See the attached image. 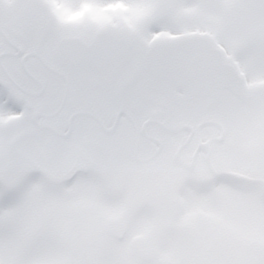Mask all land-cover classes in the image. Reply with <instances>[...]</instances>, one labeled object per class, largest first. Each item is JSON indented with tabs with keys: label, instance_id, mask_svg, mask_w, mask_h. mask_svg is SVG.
I'll use <instances>...</instances> for the list:
<instances>
[{
	"label": "snow or ice",
	"instance_id": "obj_1",
	"mask_svg": "<svg viewBox=\"0 0 264 264\" xmlns=\"http://www.w3.org/2000/svg\"><path fill=\"white\" fill-rule=\"evenodd\" d=\"M0 264H264V0H0Z\"/></svg>",
	"mask_w": 264,
	"mask_h": 264
}]
</instances>
